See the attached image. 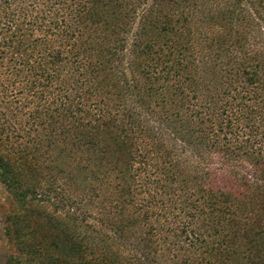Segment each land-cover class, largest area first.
<instances>
[{
    "label": "trees",
    "instance_id": "1",
    "mask_svg": "<svg viewBox=\"0 0 264 264\" xmlns=\"http://www.w3.org/2000/svg\"><path fill=\"white\" fill-rule=\"evenodd\" d=\"M0 105L4 264H264V0H0Z\"/></svg>",
    "mask_w": 264,
    "mask_h": 264
},
{
    "label": "rangeland",
    "instance_id": "2",
    "mask_svg": "<svg viewBox=\"0 0 264 264\" xmlns=\"http://www.w3.org/2000/svg\"><path fill=\"white\" fill-rule=\"evenodd\" d=\"M0 107H1V105H0ZM2 121H3V119L1 120V123H2ZM9 121L11 122L10 118H9ZM2 139H6V138H2ZM16 140H17L16 138L10 137V140H7V141H8V143L10 141L14 146H16L18 144V142H16ZM7 199H8V195L5 191V188L2 184H0V205H4L3 209L10 211L13 208V204L11 202H7ZM2 222H3V215L0 214V227H2ZM8 252H9V246H8L7 240L4 237V235L2 234V232H0V264H4V262L8 256Z\"/></svg>",
    "mask_w": 264,
    "mask_h": 264
}]
</instances>
